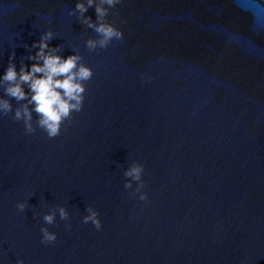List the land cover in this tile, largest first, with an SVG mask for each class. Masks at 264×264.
Returning <instances> with one entry per match:
<instances>
[{
	"label": "water",
	"instance_id": "1",
	"mask_svg": "<svg viewBox=\"0 0 264 264\" xmlns=\"http://www.w3.org/2000/svg\"><path fill=\"white\" fill-rule=\"evenodd\" d=\"M76 2L0 0V77L49 29L93 71L55 138L0 116V264H264V0H121L123 39L92 52ZM133 161L146 201L124 188ZM57 206L69 219L44 224Z\"/></svg>",
	"mask_w": 264,
	"mask_h": 264
},
{
	"label": "clouds",
	"instance_id": "2",
	"mask_svg": "<svg viewBox=\"0 0 264 264\" xmlns=\"http://www.w3.org/2000/svg\"><path fill=\"white\" fill-rule=\"evenodd\" d=\"M121 0H77L75 7L69 10V15H76L82 25L97 34V38H88L85 47L89 52L98 48H106L113 40H122L123 33L114 24L107 22L109 9L115 8ZM94 7L96 21L85 16L88 8ZM54 37L51 29L41 34L39 41L31 47L36 49L35 54H29L26 59L34 61L30 66L24 64L25 57H21L20 67L17 71L12 57L4 74L0 77V116H9L13 121L22 122L24 131L33 134L36 128L46 133L49 139L61 134V126L67 127L72 123L73 113L82 110L84 102L85 84L92 76L93 71L82 62L79 54L69 55L66 58L57 55L59 47H50L49 41ZM27 48L28 46L25 45ZM14 55V54H13ZM27 86L28 91H25ZM16 102L13 106L12 101ZM33 113L36 114L35 127L33 126ZM143 165L133 161L123 172L128 178L124 183L125 189H131L133 182L135 190L130 195L139 194L140 201L147 200V194L141 189L145 187L142 180ZM28 201L17 202L15 207L24 212ZM86 215L82 223H91L97 230L101 228V221L97 211L91 206L86 208ZM60 220H68L69 213L63 206H57L43 214L42 220L46 225H53L56 216ZM70 228L71 225H66ZM41 243L52 244L56 241V234L47 227L41 226ZM16 264H24L17 259Z\"/></svg>",
	"mask_w": 264,
	"mask_h": 264
}]
</instances>
